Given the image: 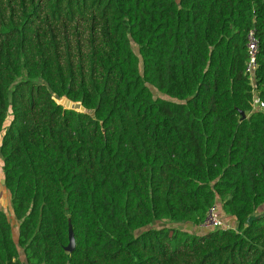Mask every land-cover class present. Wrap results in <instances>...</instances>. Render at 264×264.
<instances>
[{"label": "trees", "instance_id": "16d2710c", "mask_svg": "<svg viewBox=\"0 0 264 264\" xmlns=\"http://www.w3.org/2000/svg\"><path fill=\"white\" fill-rule=\"evenodd\" d=\"M0 133V264H264V0H0Z\"/></svg>", "mask_w": 264, "mask_h": 264}, {"label": "built area", "instance_id": "2783aa9c", "mask_svg": "<svg viewBox=\"0 0 264 264\" xmlns=\"http://www.w3.org/2000/svg\"><path fill=\"white\" fill-rule=\"evenodd\" d=\"M247 51H248V61L246 64V72L253 79L254 71L256 68V54H257V39L253 33L250 31L247 36ZM259 101H256L258 103ZM259 107H263V103L259 102ZM203 229H216V228H229L230 224L222 220L218 215L217 206L214 205L210 207L206 213V216L202 223L199 225Z\"/></svg>", "mask_w": 264, "mask_h": 264}, {"label": "rangeland", "instance_id": "374dc122", "mask_svg": "<svg viewBox=\"0 0 264 264\" xmlns=\"http://www.w3.org/2000/svg\"><path fill=\"white\" fill-rule=\"evenodd\" d=\"M153 93L155 95H159L155 90H153ZM9 117L8 116V119L6 121V124L8 123L9 121ZM5 124V125H6ZM1 134L0 133V139H1ZM1 165H2V162H1V159H0V208L7 214V217L9 219V221L11 222V225L13 227V236L15 237L16 236V226H17V222L16 220L14 219L13 217V214H12V208H11V204H10V193L8 192V190L5 189V187L3 186V183H2V168H1ZM218 208V207H217ZM264 209V206L260 207L255 213H253L251 216L252 217H255L257 215H259V213ZM218 215L219 217L222 219V220H225L227 221V219H229L225 213L222 211V209L220 210V207L218 208ZM157 225V224H155ZM160 224H158L157 226H159ZM176 227H181L180 225H174ZM200 232H203V231H200Z\"/></svg>", "mask_w": 264, "mask_h": 264}, {"label": "water", "instance_id": "95a60500", "mask_svg": "<svg viewBox=\"0 0 264 264\" xmlns=\"http://www.w3.org/2000/svg\"><path fill=\"white\" fill-rule=\"evenodd\" d=\"M58 103L62 104L65 108L78 109L80 111H84V107L80 103H74V102L70 101L69 99H67L66 97H61L58 100ZM241 114H242V117L245 116L243 112H241ZM3 182L4 181L2 180V183ZM73 248H74V239H73V236L70 232L69 243L65 249L70 252L73 250Z\"/></svg>", "mask_w": 264, "mask_h": 264}, {"label": "crops", "instance_id": "0c3cea01", "mask_svg": "<svg viewBox=\"0 0 264 264\" xmlns=\"http://www.w3.org/2000/svg\"><path fill=\"white\" fill-rule=\"evenodd\" d=\"M227 222L230 223V222H229V219H227Z\"/></svg>", "mask_w": 264, "mask_h": 264}]
</instances>
